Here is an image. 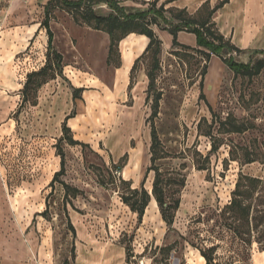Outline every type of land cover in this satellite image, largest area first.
<instances>
[{
	"label": "rangeland",
	"instance_id": "374dc122",
	"mask_svg": "<svg viewBox=\"0 0 264 264\" xmlns=\"http://www.w3.org/2000/svg\"><path fill=\"white\" fill-rule=\"evenodd\" d=\"M48 1L0 0V264H204L191 243L208 237L213 222L194 224V218L228 203L239 173L264 182V70L251 78L235 75L217 57L210 58L203 76V56L172 45L171 35L154 27L162 44L154 88L149 89L153 60L141 56L146 46L142 35L122 39L119 66L109 65L108 35L75 22L56 0L49 7V26L52 46L62 56V73L37 90L35 105L19 107L26 74L46 60L47 36L40 22ZM119 1L129 11L153 2ZM94 9L110 13L105 5ZM193 37L182 32L178 42L190 43ZM258 44L263 48L232 56L239 62L264 58V39ZM202 77L205 100L199 99ZM74 88H83L78 98H73ZM156 93V164L164 178L184 179L174 195L180 203L170 226L152 196L141 220L120 198L128 188L143 186L151 193L153 172L146 177L145 172ZM71 113V136L84 145L63 139V121ZM228 114L251 128L223 133L220 121ZM208 131L217 137L214 151L203 134ZM199 156H207V169H197ZM169 182L167 195L176 188L173 179ZM220 244L217 253L225 261L227 249L237 244L226 233ZM249 253L242 264H264L258 243Z\"/></svg>",
	"mask_w": 264,
	"mask_h": 264
},
{
	"label": "trees",
	"instance_id": "16d2710c",
	"mask_svg": "<svg viewBox=\"0 0 264 264\" xmlns=\"http://www.w3.org/2000/svg\"><path fill=\"white\" fill-rule=\"evenodd\" d=\"M56 0H49L44 6V19L40 22V27L44 28L46 40V60L43 66L38 70L31 71L26 74V80L21 90V104L24 103L35 105L37 103V90L49 80L55 79L61 75V54L54 50L52 46L53 33L49 26V7ZM61 7L67 12L72 13L73 19L77 23H85L93 29L105 32L109 38L107 64L115 67L119 66L120 54L118 45L119 42L129 34L142 35L147 38V44L141 56L149 55L153 60V66L147 73L149 89L154 88L155 71L158 69V54L161 51V39L157 36L154 27H161L172 36V45H179L188 49L196 50L204 58L202 74L206 73L208 62L212 55L221 59L223 64L235 75L247 76L249 78L258 75L264 70V58H255L254 62H239L234 59L232 53H241L244 50L234 45L230 38L225 37L217 28L213 21L215 12L221 8L228 0H219L213 7L206 1L197 10L196 15H191L185 8H164V5L174 0H166L157 6L160 0H153L150 6L144 10L127 11L125 6L120 4L119 0H59ZM96 5H105L110 13L107 15L97 14L94 7ZM169 14V16L166 15ZM180 31L192 33L196 37V48H191L188 45L182 44L177 40V33ZM256 53L263 52L255 50ZM228 54V56L225 55ZM138 59V58H137ZM136 59V60H137ZM134 65L131 68L133 70ZM199 99H204L203 94V77L199 81ZM83 88H74L73 98L79 97V92ZM160 93H156L153 98L152 112L150 114V165L147 167L145 177L148 172H153V182L151 193L141 186L138 188H128L127 192H123L120 196L121 201L126 204L131 211L137 213L138 220H141L144 215L151 196L155 200L161 219L166 225L170 226L174 222L175 213L179 207L180 199L174 197L180 192V188L184 186L182 177L164 178L162 171L156 164L158 156L159 140L153 119L158 113V101ZM73 116V113L68 114L62 125L63 139L69 145H84L82 142L73 139L71 136L70 127L67 120ZM201 119L198 123V128L204 122ZM223 128V133H241L251 128L250 124L239 121L237 118L228 114L223 121H220ZM204 135L211 139V151L217 149V137L213 136L210 131L203 132ZM60 151V150H59ZM61 161L60 171L64 168L63 154L59 152ZM205 159L201 156L196 160L198 170L207 169ZM231 160H235L231 156ZM253 159H248L246 163L252 162ZM56 172V174L60 173ZM170 179L174 180L176 185L175 190L171 195L166 194L165 186L170 183ZM124 182V181H123ZM125 183V182H124ZM68 188L67 184H64ZM204 213V214H203ZM203 215V216H202ZM212 221V228L208 230L209 236L199 238L200 244L191 243V245L199 252L204 260V264H242L250 257V247L253 242L258 243L259 248L264 250V182L262 179L239 173L231 192V197L228 203L223 206L209 207L204 212H201L193 223L199 224L202 222L209 223ZM217 227L218 231H215ZM72 232L74 228L70 225ZM224 233L230 236L237 246L233 249H227L228 256L225 261H220L221 255L217 253L221 248L220 241L223 240ZM215 239V241H211ZM207 242V243H206ZM210 243V244H209ZM209 244V245H207Z\"/></svg>",
	"mask_w": 264,
	"mask_h": 264
},
{
	"label": "crops",
	"instance_id": "0c3cea01",
	"mask_svg": "<svg viewBox=\"0 0 264 264\" xmlns=\"http://www.w3.org/2000/svg\"><path fill=\"white\" fill-rule=\"evenodd\" d=\"M206 1L213 7L219 0H195L196 3L189 0H174L168 3H172L170 7L185 8L189 14L196 15L199 7ZM127 11L129 10L127 9ZM213 21L216 23L218 30L225 37L230 38L231 42L240 49L263 48L258 42L260 43V39H264V0H228L215 12ZM182 32L184 31L177 33V40ZM192 35L194 36L192 42L188 43L180 39L181 43L196 47V37L194 34ZM141 37L142 47H144L148 40L144 36ZM164 44H166L165 41ZM211 59H217V56L212 55Z\"/></svg>",
	"mask_w": 264,
	"mask_h": 264
}]
</instances>
